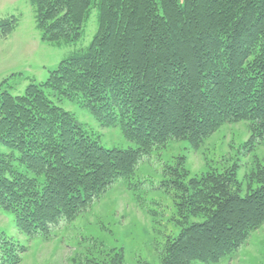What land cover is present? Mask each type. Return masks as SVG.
<instances>
[{
	"label": "trees",
	"instance_id": "1",
	"mask_svg": "<svg viewBox=\"0 0 264 264\" xmlns=\"http://www.w3.org/2000/svg\"><path fill=\"white\" fill-rule=\"evenodd\" d=\"M43 40L90 44L22 94L0 93V207L29 235L73 223L119 179L173 141L197 148L225 124L246 121L247 149L264 139V0H33ZM0 18V40L14 31ZM8 79H4V85ZM76 101L135 147L108 148L56 103ZM237 164L190 177L185 157L165 169L180 231L160 264H216L264 223V166L243 195ZM257 183L255 188L251 187ZM131 184L129 188H133ZM27 251L0 232V264ZM124 264L117 251L104 262Z\"/></svg>",
	"mask_w": 264,
	"mask_h": 264
},
{
	"label": "rangeland",
	"instance_id": "2",
	"mask_svg": "<svg viewBox=\"0 0 264 264\" xmlns=\"http://www.w3.org/2000/svg\"><path fill=\"white\" fill-rule=\"evenodd\" d=\"M0 18H13L16 22L10 37L0 40V83L8 79L0 85V93L7 89L22 94L30 82L45 81L62 60L86 48L98 29V11L94 8L80 39L68 42L43 40L33 0H0ZM52 99L72 112L103 146H136L124 136L118 124L103 125L89 109L76 101ZM249 138V125L243 121L223 125L197 148L187 140L170 142L154 151L153 161L142 164L130 178L117 180L73 223L55 229L49 235H29L17 226L13 212L0 207V232L26 247L19 264L104 262L117 251L123 252L124 264H160L167 240L180 231L175 193L160 186L166 180V167L183 156L190 178L237 164L244 195L248 191L249 174L258 164L264 166V139L253 149H247ZM0 150L7 152L1 145ZM131 184L134 185L132 189L129 188ZM256 186V182L251 184L252 188ZM216 264H264V223L251 231L238 251Z\"/></svg>",
	"mask_w": 264,
	"mask_h": 264
}]
</instances>
